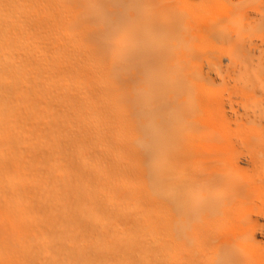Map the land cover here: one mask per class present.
<instances>
[{
  "label": "bare ground",
  "instance_id": "obj_1",
  "mask_svg": "<svg viewBox=\"0 0 264 264\" xmlns=\"http://www.w3.org/2000/svg\"><path fill=\"white\" fill-rule=\"evenodd\" d=\"M58 1L0 0V264H264V0H91L88 51L86 13ZM89 55L172 73L196 134L155 198L134 142L107 145ZM146 212L162 240L172 227L169 262L145 253Z\"/></svg>",
  "mask_w": 264,
  "mask_h": 264
},
{
  "label": "rangeland",
  "instance_id": "obj_2",
  "mask_svg": "<svg viewBox=\"0 0 264 264\" xmlns=\"http://www.w3.org/2000/svg\"><path fill=\"white\" fill-rule=\"evenodd\" d=\"M58 2L59 4L54 8H58L61 15L65 16L70 4L64 6L61 0ZM78 2L86 13L83 33L86 37L84 45L88 51L90 45L88 32L92 27L93 3L91 0H78ZM89 57V65L92 66L95 76H99L106 84L102 93L109 108L106 125L109 129H105L112 133V136L107 139V145L117 149L118 136L122 134L130 143L134 142L133 153L140 159L138 164L146 173L145 176L136 177L135 181L146 183L149 194L155 198L159 191L152 176L154 177V174L159 171V164L165 161L168 165L174 164L177 155L181 156L184 151L181 140L193 141L196 134L185 126L186 123L183 122L182 125L178 123L176 104L171 100L175 91L172 82L169 81L172 73L145 69L102 70L94 65L92 56L89 55ZM154 144H158L157 154L150 149V146ZM217 149L210 151L215 152ZM170 187L169 183L165 185L164 195L168 196L171 193ZM150 216V213L146 212L141 217L143 241L150 243L152 249V251L145 250V253L148 257L150 256L148 252L158 258L162 256L166 262H169L173 253L170 240L172 227L168 222L162 223L161 228L166 232L167 237L162 240L156 231L148 230L151 227L144 229L149 224ZM215 255H220V252H216Z\"/></svg>",
  "mask_w": 264,
  "mask_h": 264
}]
</instances>
